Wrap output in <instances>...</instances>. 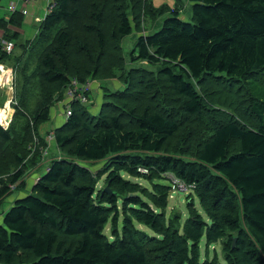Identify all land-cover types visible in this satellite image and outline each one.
<instances>
[{"label":"trees","instance_id":"16d2710c","mask_svg":"<svg viewBox=\"0 0 264 264\" xmlns=\"http://www.w3.org/2000/svg\"><path fill=\"white\" fill-rule=\"evenodd\" d=\"M188 1L192 22L172 11L137 37L129 62L156 71L125 68L121 41L139 27L127 0H53L18 49L24 16H0V47L13 43L0 63L17 75L14 114L0 126V200L73 81L119 74L124 85L97 114L72 105L54 133L63 158L2 216L0 264H221L208 254L219 242L225 264H264V0ZM82 162L103 166L94 173ZM167 174L192 189L184 221L168 212Z\"/></svg>","mask_w":264,"mask_h":264},{"label":"rangeland","instance_id":"374dc122","mask_svg":"<svg viewBox=\"0 0 264 264\" xmlns=\"http://www.w3.org/2000/svg\"><path fill=\"white\" fill-rule=\"evenodd\" d=\"M49 0H46V5H42L41 0H36V5L39 6V4L42 6V9L39 7L37 9L33 8V2L34 0H31L27 4H23V2H18V8L19 10L24 7L28 16H31L30 20H27V16L25 15L23 18V25L21 27V31L25 30V25L28 26V32H34L38 31V23L36 24V18H40L45 16V12L47 11V3ZM127 14L130 15L133 13L132 17L138 18L139 27L133 26L132 34L125 37L120 44L121 48V54L122 57H124V63L125 68H144L149 71H156V67L147 65L145 62H129V55L130 53L136 49L135 43L137 40V37L139 34H152L155 30H158L160 28V25L162 24L163 20L166 17L171 16L172 11H176L179 13V18H181L184 21L192 22L191 21V3H189L188 0H127ZM0 16H5L10 14V12L7 10L8 2L7 0H1L0 1ZM34 17V18H33ZM131 17V18H132ZM33 19V21H31ZM35 24V25H33ZM139 31V33H137ZM33 33V34H35ZM33 36V35H32ZM1 40V35H0ZM20 41H25V38L22 34H20L19 40L16 41L17 43V49L19 48ZM3 44V43H2ZM2 46V45H1ZM1 49V47H0ZM127 64V66H126ZM7 67L12 70L13 72V81L15 82V79L17 78V75L14 74L15 68H13L12 64H8ZM11 75V74H10ZM119 74L115 76L114 78L104 80L102 82L97 81H89L91 84L90 91L88 92V105L87 109L91 114H97L99 107L105 97L106 94L120 91L123 89L124 85L121 81L118 80ZM14 91V90H13ZM233 92H238L237 88L235 87L233 89ZM10 98H12L13 94L10 90ZM106 93V94H105ZM239 97L241 98V95H246L247 88L246 86L242 85L239 90ZM64 98V99H63ZM60 100V104H57V102L54 104L51 110L50 114V120L39 125L36 128V131L33 134L32 142L29 144V155L26 159H28V165L26 168H24L23 176L21 180L17 184H9V193L6 197L0 200V223L2 221V216L6 212V210L9 208V206L13 203V201L18 198L19 196H22L24 194L30 193L31 187L33 183L38 179V175H42L45 172V169L48 167L51 160H54L56 158H63L62 152L57 149L55 143H54V133L57 128H59L63 122L67 119L65 117L64 112V105L62 102L66 100V96ZM60 99V98H57ZM211 102H214V99L211 100ZM214 104V103H213ZM1 106V103H0ZM13 107V106H12ZM219 106H215L214 108L218 109ZM1 111V110H0ZM13 116V113H12ZM197 124L196 122H192V125ZM183 135V134H181ZM53 136V139L50 140L49 137ZM34 143H37L36 149H34ZM45 143V146H44ZM44 148L42 149V147ZM32 159V162L29 161ZM82 165L84 167H87L90 169V171L94 172L101 168L103 166V162L100 163H89V162H82ZM8 174H2L0 175V180L2 179V182L5 181ZM10 177V176H9ZM124 177H126L124 175ZM104 179L105 175H103L98 182L96 183L97 189L102 188L104 185ZM167 183L170 182L169 178L165 179ZM142 186H147L150 188L148 183L146 181L139 180ZM165 182V181H164ZM166 183V182H165ZM1 186V182H0ZM192 192V191H191ZM190 194H174L171 199H169V207L168 212L170 210H173V213H180L182 216V220L184 221L187 218V210L185 206V198L186 196ZM25 196V195H24ZM140 229H144L142 226H138ZM147 234L151 235V232L149 230H146ZM104 234L109 237V225L105 227ZM200 246V253L201 255L204 254L205 251V238L203 237L199 243ZM208 254L209 258H212L213 256H217L219 262L221 264H225L223 261V253H222V242H219L217 244L211 245L208 248Z\"/></svg>","mask_w":264,"mask_h":264},{"label":"built area","instance_id":"2783aa9c","mask_svg":"<svg viewBox=\"0 0 264 264\" xmlns=\"http://www.w3.org/2000/svg\"><path fill=\"white\" fill-rule=\"evenodd\" d=\"M30 1L31 0H12L7 6V10L10 13H14L18 11L19 13H21L22 16H25L27 14L25 8L22 7L20 10H18L17 5H18V2H23V4L25 5L29 3ZM52 5H53V0L52 1L49 0L47 4V11L45 12V16L50 11ZM45 16L43 17V19L45 18ZM43 19L40 21L38 20V23L40 24L43 21ZM1 50L7 54L11 53V51L13 50V43L11 42L3 43L1 46ZM3 70H4L3 67H0V71H3ZM7 72L9 73V86H10V90L12 91L13 96L12 98H10L8 102V107L6 109L0 108V110L4 112V115H2L0 118V126L3 129H7L9 124L11 123L12 113L14 114V109L12 108V106L16 104V99H15L14 91H13L14 86L11 80L13 79V72L11 69H9ZM90 88H91V84L89 81L84 84H79L73 81L71 85L67 89H65L64 97L66 96V100L62 102V104L64 105V112H65L66 118H68L71 115L73 104L88 105V95L87 94L90 91ZM60 102L61 101H59L57 104H60ZM49 139L52 140L53 136H50ZM138 172L143 173V174L147 173L146 170L141 169V168L138 169ZM165 178L170 179L169 185L171 187L170 188L171 190L169 194V199H171L174 194H178V192L187 194V193H190L192 190L191 187L187 186L185 183L180 181L177 177H175L172 174H167Z\"/></svg>","mask_w":264,"mask_h":264},{"label":"crops","instance_id":"0c3cea01","mask_svg":"<svg viewBox=\"0 0 264 264\" xmlns=\"http://www.w3.org/2000/svg\"><path fill=\"white\" fill-rule=\"evenodd\" d=\"M11 1L12 0H7L8 4ZM41 1H43L42 2L43 6L46 5V0H41ZM32 5H33L34 9H37L38 7H39V9L40 8L42 9V6L40 4H39V6L36 5V0H34ZM18 10H19V8H18ZM8 15H5L4 17L7 19ZM26 16H27V20L31 19V16H28V15H26ZM42 19H43L42 15L40 16V18L37 17L36 18V24L38 23V20L40 21ZM31 21H33V19ZM33 23H34V21H33ZM33 25H35V24H33ZM37 29H38V27H37ZM35 31L34 32H28V26L25 25V30L24 31L19 30L18 32H19V34H22L25 39H28V38H32L35 35V34H33V33H35ZM0 35H1V33H0ZM0 67H3V69H4L3 71H0V103H1L0 108L6 109L8 107V102L10 100L9 73L7 72L9 70V68L7 67V65H4L3 63H0Z\"/></svg>","mask_w":264,"mask_h":264},{"label":"water","instance_id":"95a60500","mask_svg":"<svg viewBox=\"0 0 264 264\" xmlns=\"http://www.w3.org/2000/svg\"><path fill=\"white\" fill-rule=\"evenodd\" d=\"M103 193H107L108 195H112V191L108 188V186H106L103 191ZM232 245L234 246L235 245V239H233V243Z\"/></svg>","mask_w":264,"mask_h":264},{"label":"bare ground","instance_id":"6f19581e","mask_svg":"<svg viewBox=\"0 0 264 264\" xmlns=\"http://www.w3.org/2000/svg\"><path fill=\"white\" fill-rule=\"evenodd\" d=\"M2 115H4V112L0 111V118H1ZM179 193H182V192H178V194Z\"/></svg>","mask_w":264,"mask_h":264}]
</instances>
